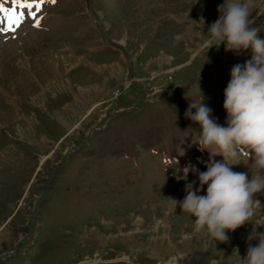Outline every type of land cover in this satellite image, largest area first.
I'll return each mask as SVG.
<instances>
[{"label":"rangeland","instance_id":"374dc122","mask_svg":"<svg viewBox=\"0 0 264 264\" xmlns=\"http://www.w3.org/2000/svg\"><path fill=\"white\" fill-rule=\"evenodd\" d=\"M28 2L38 9L0 33V264H239L253 226L264 232V194L227 243L171 201L199 187L184 169L210 159L189 104L202 95L227 127L231 69L252 56L208 33L224 0ZM246 2L264 38V0Z\"/></svg>","mask_w":264,"mask_h":264},{"label":"clouds","instance_id":"9594fccd","mask_svg":"<svg viewBox=\"0 0 264 264\" xmlns=\"http://www.w3.org/2000/svg\"><path fill=\"white\" fill-rule=\"evenodd\" d=\"M217 11L218 18L208 32L216 40V46L223 43L225 51L234 54L250 48L252 56L231 69L223 103L227 127L211 117L212 110L203 103L201 93L198 105L189 104L185 117L199 125L198 145L210 153V159L205 164L206 171L184 169L185 178L190 170L197 174L199 187H195L196 181L187 183L184 199L171 201L195 218V232L207 233L217 242L227 243L226 233L249 223L256 209L262 207L254 196L264 194V38L251 26L253 21L246 0H224ZM210 148L215 152L209 151ZM217 155L223 157L222 162L211 159ZM229 159L253 162L255 173L249 178L247 172L233 171L232 166L239 163L229 164ZM169 161L178 163L170 158ZM205 185L206 193L200 195ZM256 229L254 225L248 236L246 256H238L239 264H264V232ZM253 240L257 241L255 246Z\"/></svg>","mask_w":264,"mask_h":264},{"label":"snow or ice","instance_id":"6c2138e0","mask_svg":"<svg viewBox=\"0 0 264 264\" xmlns=\"http://www.w3.org/2000/svg\"><path fill=\"white\" fill-rule=\"evenodd\" d=\"M6 0H0V14H4V24L5 27L0 28V33L7 34L8 32H14L16 28L20 26L23 22V18L25 16L24 12H17V9H38V4H33L28 2V0H12L13 8L10 10H6L4 7V3ZM52 3H55L56 0H51ZM40 3H44V0H40ZM29 18L35 21L34 26L39 27L40 22L36 18L34 13H29Z\"/></svg>","mask_w":264,"mask_h":264},{"label":"bare ground","instance_id":"6f19581e","mask_svg":"<svg viewBox=\"0 0 264 264\" xmlns=\"http://www.w3.org/2000/svg\"><path fill=\"white\" fill-rule=\"evenodd\" d=\"M26 11V10H25ZM27 11H29V10H27ZM31 11V10H30ZM25 13V12H24Z\"/></svg>","mask_w":264,"mask_h":264}]
</instances>
